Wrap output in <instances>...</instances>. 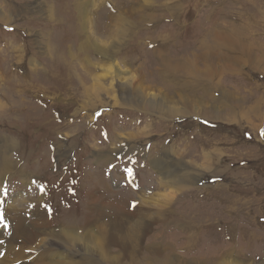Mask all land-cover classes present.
Here are the masks:
<instances>
[{
	"label": "rangeland",
	"instance_id": "1",
	"mask_svg": "<svg viewBox=\"0 0 264 264\" xmlns=\"http://www.w3.org/2000/svg\"><path fill=\"white\" fill-rule=\"evenodd\" d=\"M242 9L0 0V264H264V27L201 54Z\"/></svg>",
	"mask_w": 264,
	"mask_h": 264
},
{
	"label": "bare ground",
	"instance_id": "2",
	"mask_svg": "<svg viewBox=\"0 0 264 264\" xmlns=\"http://www.w3.org/2000/svg\"><path fill=\"white\" fill-rule=\"evenodd\" d=\"M226 12H229L227 18L233 20V23L230 26L228 25L225 28V30L222 33L223 36L222 34L218 36L219 32L217 31V26L220 23H216L215 26H213V29L207 34L209 37H204L203 39L204 41L208 39L210 40L205 43L201 54H203L206 57L214 58L215 60L220 62L221 64L219 65L218 69L221 68L219 69L221 73H224V69L226 71H228L229 69L235 70L238 65H242L245 63H247L249 66H252V67L259 65L260 63L258 59H254V57H252V53L250 52V47H248L247 44L243 42L244 41L243 32L247 29L248 26L254 27L252 30L256 31L258 27H261L263 25L258 24L261 22L256 21V18H254V16L250 17L247 10L242 9L241 11H238L236 13L234 12L232 13L231 11H226ZM240 18H244L245 20L243 19L241 23L240 20H238ZM192 62H193V58L189 60V63H192ZM176 63L177 65L175 66ZM161 66L164 68L163 70H164V75L166 76V79H168L171 77L175 78L176 70L178 68L179 69L184 68L185 63L180 62L179 64L177 61L174 62V60L172 61L170 59L169 60L162 59ZM213 69L217 70L215 66L213 67ZM108 70L111 71L110 68H108ZM192 79L193 77L191 78V80ZM136 88L141 93H143L145 91L144 89H146V87L143 86L142 82L141 84H137ZM185 102L187 104L190 103L189 100L184 99L183 104H185ZM233 104L241 106L240 101H236ZM255 110H256V106H255ZM179 117H183V116H179ZM246 118H248L249 120L248 116H246ZM76 255L78 256L79 254H76ZM72 263L77 264V261H74Z\"/></svg>",
	"mask_w": 264,
	"mask_h": 264
},
{
	"label": "built area",
	"instance_id": "3",
	"mask_svg": "<svg viewBox=\"0 0 264 264\" xmlns=\"http://www.w3.org/2000/svg\"><path fill=\"white\" fill-rule=\"evenodd\" d=\"M48 209V208H47ZM48 212H49V210H48Z\"/></svg>",
	"mask_w": 264,
	"mask_h": 264
}]
</instances>
